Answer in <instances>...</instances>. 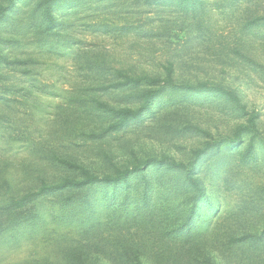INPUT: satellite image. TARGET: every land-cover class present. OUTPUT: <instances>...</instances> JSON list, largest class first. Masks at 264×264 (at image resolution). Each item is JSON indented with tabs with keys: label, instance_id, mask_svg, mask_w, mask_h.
I'll use <instances>...</instances> for the list:
<instances>
[{
	"label": "rangeland",
	"instance_id": "obj_1",
	"mask_svg": "<svg viewBox=\"0 0 264 264\" xmlns=\"http://www.w3.org/2000/svg\"><path fill=\"white\" fill-rule=\"evenodd\" d=\"M0 264H264V0H0Z\"/></svg>",
	"mask_w": 264,
	"mask_h": 264
},
{
	"label": "trees",
	"instance_id": "obj_2",
	"mask_svg": "<svg viewBox=\"0 0 264 264\" xmlns=\"http://www.w3.org/2000/svg\"><path fill=\"white\" fill-rule=\"evenodd\" d=\"M194 0H181L182 4H189ZM128 112H130L131 110H126ZM132 112V111H131ZM111 180L110 176H104V177H100L97 175H93L90 172L83 170V178L76 180V179H65L57 184H53V185H47L44 184L40 190L37 191V195H41L44 191L48 190V191H57V190H63V189H69V188H73V187H80V186H87V185H92V184H96L97 182H101V181H109ZM33 197V193H28L25 194L23 196H21L20 198H18L17 200H15V204L18 207L24 206L30 199H32Z\"/></svg>",
	"mask_w": 264,
	"mask_h": 264
}]
</instances>
